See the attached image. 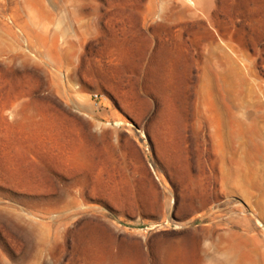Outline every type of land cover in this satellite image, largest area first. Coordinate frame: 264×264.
<instances>
[{
	"label": "rangeland",
	"instance_id": "374dc122",
	"mask_svg": "<svg viewBox=\"0 0 264 264\" xmlns=\"http://www.w3.org/2000/svg\"><path fill=\"white\" fill-rule=\"evenodd\" d=\"M231 246L264 264V0H0V264Z\"/></svg>",
	"mask_w": 264,
	"mask_h": 264
},
{
	"label": "crops",
	"instance_id": "0c3cea01",
	"mask_svg": "<svg viewBox=\"0 0 264 264\" xmlns=\"http://www.w3.org/2000/svg\"><path fill=\"white\" fill-rule=\"evenodd\" d=\"M215 233V228L208 229L206 232L207 236H213ZM205 251L203 250L201 252V261H209L210 264H242V259L240 254H237V250L235 247H223V253L220 256L217 255H211L208 253V257L205 255ZM211 258V259H210Z\"/></svg>",
	"mask_w": 264,
	"mask_h": 264
},
{
	"label": "bare ground",
	"instance_id": "6f19581e",
	"mask_svg": "<svg viewBox=\"0 0 264 264\" xmlns=\"http://www.w3.org/2000/svg\"><path fill=\"white\" fill-rule=\"evenodd\" d=\"M205 255L208 257L209 255L205 252ZM211 259V258H210Z\"/></svg>",
	"mask_w": 264,
	"mask_h": 264
}]
</instances>
